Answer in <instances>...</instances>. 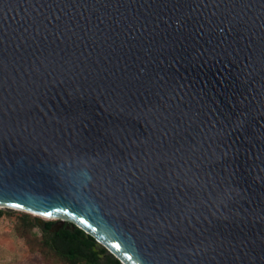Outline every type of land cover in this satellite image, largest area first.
<instances>
[{
    "label": "water",
    "instance_id": "1",
    "mask_svg": "<svg viewBox=\"0 0 264 264\" xmlns=\"http://www.w3.org/2000/svg\"><path fill=\"white\" fill-rule=\"evenodd\" d=\"M0 209L264 264V0H0Z\"/></svg>",
    "mask_w": 264,
    "mask_h": 264
},
{
    "label": "trees",
    "instance_id": "2",
    "mask_svg": "<svg viewBox=\"0 0 264 264\" xmlns=\"http://www.w3.org/2000/svg\"><path fill=\"white\" fill-rule=\"evenodd\" d=\"M18 216L15 231L26 239H37L36 247L45 258L57 264H122L96 240L79 228L67 229V225L54 230L56 221L48 220L41 225L39 218L20 211L12 212ZM9 214L0 209V220ZM34 229L40 231L38 237Z\"/></svg>",
    "mask_w": 264,
    "mask_h": 264
},
{
    "label": "rangeland",
    "instance_id": "3",
    "mask_svg": "<svg viewBox=\"0 0 264 264\" xmlns=\"http://www.w3.org/2000/svg\"><path fill=\"white\" fill-rule=\"evenodd\" d=\"M10 212L0 220V264H57L53 260L45 258L36 247L35 242L18 235L15 226L18 216L15 210L3 209ZM43 221H48L43 219ZM34 234L40 236V231L34 229Z\"/></svg>",
    "mask_w": 264,
    "mask_h": 264
},
{
    "label": "flooded vegetation",
    "instance_id": "4",
    "mask_svg": "<svg viewBox=\"0 0 264 264\" xmlns=\"http://www.w3.org/2000/svg\"><path fill=\"white\" fill-rule=\"evenodd\" d=\"M54 228V227H53Z\"/></svg>",
    "mask_w": 264,
    "mask_h": 264
}]
</instances>
